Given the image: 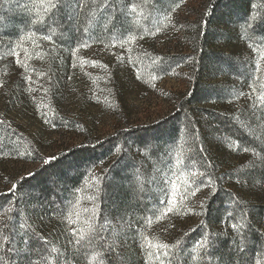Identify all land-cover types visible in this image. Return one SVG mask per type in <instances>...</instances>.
Segmentation results:
<instances>
[{
    "label": "rangeland",
    "instance_id": "rangeland-1",
    "mask_svg": "<svg viewBox=\"0 0 264 264\" xmlns=\"http://www.w3.org/2000/svg\"><path fill=\"white\" fill-rule=\"evenodd\" d=\"M246 1L245 13L232 7L210 27L206 82L222 99L196 97L188 120L177 123L178 107L199 79L195 40L207 33L210 0H56L54 11H45L48 0H0V198L81 146L165 123L173 132L165 142L158 131L144 144L122 139L111 156L84 170L65 203L36 207L14 193L0 205V260L17 239L27 255L30 236H37L46 247L35 264H263L260 255L241 258L238 241L254 208L264 210V3ZM212 112L231 117L263 150L240 145ZM213 172L244 202L236 217L229 204L218 219L207 218L219 185ZM108 177L117 179L110 191ZM126 187L135 189L136 211L118 210L116 199L109 211L108 196ZM174 191L177 205L162 215ZM259 218L254 227L264 237V213ZM86 222L95 230L81 237ZM205 238L197 258L193 248ZM223 241L230 262L217 256ZM157 243L170 246L167 256Z\"/></svg>",
    "mask_w": 264,
    "mask_h": 264
},
{
    "label": "trees",
    "instance_id": "trees-1",
    "mask_svg": "<svg viewBox=\"0 0 264 264\" xmlns=\"http://www.w3.org/2000/svg\"><path fill=\"white\" fill-rule=\"evenodd\" d=\"M262 1L264 3V0ZM248 5L249 2H247L246 0H210V3H208V9L210 10L211 18L208 22L209 26L207 29V33L204 34L203 39L197 37L195 40V42L197 43V47L200 48L198 51L201 59V64L199 65L200 68L198 67L200 69V72L198 71L199 79L194 84L189 98H187L189 101H191L190 104H188L189 101H184V104L178 107L179 110L177 111V118H175V121L177 123L179 122L178 119L187 118L188 120V107H190L192 103L197 101H194L196 97L198 99V102L200 103L204 102L200 99L202 97H206L205 99L209 98L214 100L222 99V91L219 88H214L213 86H210L206 82L207 80H209L210 77L208 74L210 70L208 63V61L210 60L209 54L212 53L210 52V48L212 46L211 44H213V41L215 39V33L211 30L210 27L215 26V24L218 22L220 14L230 11L232 7L234 10L238 11V13L243 14L247 11ZM65 19L68 22L66 16ZM110 24L111 26H114L115 22L112 23L110 21L109 25ZM211 115H213L215 124L223 128L226 134L233 138L235 141H237L240 145L256 148L258 150H263V144H259L260 142L257 139L251 137L250 132H246L245 129L240 127L231 117L224 114L221 115L220 113L216 112H212ZM163 126L161 125L157 128L154 127L150 129L135 128L129 131H123L121 134L110 138L108 142H105L104 144H99L93 148L89 146H81L80 148L71 150L69 153H66L63 156L59 157V160L56 161V163L52 162L39 168L32 176L24 179L23 182L17 185L15 189L10 192V194L3 195V198H0V205L2 202L5 203L6 201H8V199L12 197L14 193L17 192H19V196L21 195V197H23V194H21L23 192L25 194L24 196L27 199L32 200L31 202L37 201V204H35L36 207L43 206V202H50L48 203L49 205H53L55 203L59 204L62 202L65 203V199H67V196H71V188L78 184L82 173L86 168L89 167L91 163L97 162L99 158L102 159L104 157L111 156L115 150L114 148L122 139L129 141L132 140L133 142L144 144L149 139L147 137H149L155 131H158L161 133V137L158 139L161 142H165L171 135H173V132L171 131L172 126L168 127V123H165ZM160 144L161 143H159V145ZM201 153L205 155V150L202 148ZM205 159L208 161L207 154ZM121 168L122 167L120 162L118 165L112 168V175L121 171ZM213 174L216 183L218 182L219 185L218 191L208 203L207 218L209 217V219L213 220L214 217L218 219L222 216L223 213L227 211L226 205L229 204H232L234 214L238 211H241L244 207V202H241L236 196H234V193H231L228 189H225L224 185L221 183L220 178H218L217 181L216 178L218 176H216V173L214 172ZM110 175L109 177L111 178L112 175ZM109 177V181H106L105 184V188H108V190L111 187V183L113 184L115 180H117L116 178L110 180ZM120 188L121 186H119V189ZM132 192H135L134 187H126L124 189L123 195L121 196L117 195L116 193L109 195L105 202V204H108L109 206L107 207V209L109 211H112V208L110 206H112L111 203L114 202L116 199L118 201H115L113 203L115 208L120 205L118 207V210L130 209V211L135 212L138 207L134 202L138 197ZM38 203H40L41 205ZM252 212L255 213L254 220L252 217L249 219L246 218L247 223H244L241 226L242 228L239 232L238 241L239 243H241L240 245H242L245 249V253L241 256V258H244L246 255H249L251 256L253 262L257 255H260L261 258L264 257V237L260 234L259 230L254 227L257 223L260 222L259 215H263L264 210L261 208H254ZM29 239L31 243L30 245H27L29 251L27 255L21 254V249L26 246L24 244V241L22 242L20 241V239H17L18 241H16L18 242L17 247L19 248H17L15 245H12L8 249V251H1V257L4 261V264H35L38 257L37 252L40 249H45L46 242L42 241L37 236L36 238L30 236ZM226 248L228 249V242L223 241L219 249L222 252L220 254H217V256L220 259H224L227 262H230L233 257L227 252L228 250H226ZM17 250H19V252H17ZM262 260H264V258ZM125 263L130 264L128 260ZM134 263L136 264V261ZM114 264L118 263L115 262Z\"/></svg>",
    "mask_w": 264,
    "mask_h": 264
},
{
    "label": "snow or ice",
    "instance_id": "snow-or-ice-1",
    "mask_svg": "<svg viewBox=\"0 0 264 264\" xmlns=\"http://www.w3.org/2000/svg\"><path fill=\"white\" fill-rule=\"evenodd\" d=\"M97 7H99V6H97ZM57 8H58V4H57L56 0H48L47 6L45 8V11H48L50 9L54 11ZM135 8H136V6L133 5V11H135ZM92 15H93V18H94L95 13H93ZM165 19H168V17H165ZM85 31H87V29H85ZM157 31H159V29H157ZM44 39L45 40H49V39H51V37L50 36H45ZM129 40L134 41L135 40V37H129ZM33 43H35V41H33ZM82 46L87 47L86 44H84ZM13 54L16 55L17 57H19V55H20L19 52H14ZM17 63L18 64H21V66H25L23 64V62L20 61L19 59H17ZM29 79H31V78H29ZM259 99H260V101L262 103H264V96H260ZM243 150L245 152L250 151V149L247 148V147H245ZM193 174H195V173H193ZM201 175H203V173H201ZM184 179H185V181H187V176H185ZM201 183H203V181ZM206 186H210V185H206ZM173 188H175V183L173 184ZM198 190H199V186H197V191ZM193 194H195V193H193ZM176 205H177V200H176V193L174 191L172 193L171 201H170L169 205L167 206V208L165 209V212L162 213V215H166L167 213L173 212ZM69 223L70 224L71 223H74V221L71 219V217H69ZM86 223H87V229H81L80 230V236L81 237H83L85 231L91 232V231H94L95 230L92 223H90V222H86ZM149 223H151V221H149ZM233 228H237V225H233ZM7 239H8L7 237H4V240H7ZM177 243H179V242H177ZM207 243H208V241H207L206 238L203 239V240H201V241H199V242H197L196 246L193 248V251L197 253V258H199L200 251L207 246ZM149 246H151V241H149ZM155 247L158 250H161V249L164 250V255L167 256V250L169 249L170 246L168 244H165V243H157L155 245ZM53 251H56V249L53 248ZM93 259H96V257L94 256ZM0 264H4V261L3 260H0ZM100 264H103V261H101Z\"/></svg>",
    "mask_w": 264,
    "mask_h": 264
}]
</instances>
